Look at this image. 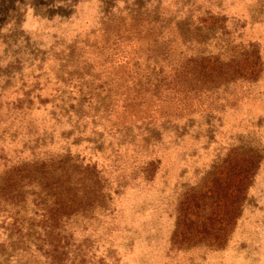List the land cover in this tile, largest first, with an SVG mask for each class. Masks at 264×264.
<instances>
[{
  "label": "rangeland",
  "instance_id": "obj_1",
  "mask_svg": "<svg viewBox=\"0 0 264 264\" xmlns=\"http://www.w3.org/2000/svg\"><path fill=\"white\" fill-rule=\"evenodd\" d=\"M173 2L162 0L160 13L183 21L163 33L167 37L171 31L170 39H176L179 31L172 28L183 27L187 57L200 52L227 58L257 51L259 75L227 82L181 107L175 101L143 99L140 108L123 116L118 100L107 123L80 118L87 110L78 107L80 87L83 95L91 93L90 113L112 107L115 102L105 93L123 89L115 83L122 70L102 69L106 63L94 44L101 41L98 0H0V86L5 90L0 133L7 131L5 142L0 140V174L7 161L46 155L71 154L95 166L102 199L75 234H81L78 240L89 239L96 255L119 254L122 264H264V0H189L181 15L180 3ZM188 5L194 15L187 14ZM75 42L74 52H83L81 63L73 61L85 79L80 83L78 75L69 77L71 70L63 73L61 68L60 51ZM160 45L145 34L136 51L141 62L153 60L150 48ZM121 55L117 51L116 62ZM36 88L49 96L45 101L56 95L52 106L60 107V120L52 119L49 103L36 109L34 101L24 117L13 109L15 92ZM233 154L253 155L258 166L228 242L220 250L171 249L179 197L208 187L212 174ZM10 222L0 213V264L29 263L28 257L17 261L10 256Z\"/></svg>",
  "mask_w": 264,
  "mask_h": 264
},
{
  "label": "trees",
  "instance_id": "obj_2",
  "mask_svg": "<svg viewBox=\"0 0 264 264\" xmlns=\"http://www.w3.org/2000/svg\"><path fill=\"white\" fill-rule=\"evenodd\" d=\"M188 1L180 3L181 0H174L173 5L180 3L178 15L182 14ZM98 2L101 9V41L94 44L100 46L97 53L106 63L102 69L117 66L122 70L123 76L115 83L118 81L120 86L122 83L123 89L105 93L110 102H115L112 107L107 106L102 113L97 109L90 113L89 109L94 104L90 102L91 93L88 91L83 95L84 91L80 87L77 92L86 101L80 96L78 107L79 110H87L82 112V117L78 116L80 118L110 123V115L117 110L114 107L118 106V100L122 101L120 109L123 116L131 112L130 108H140L143 99L175 101L176 107H181L182 102L190 104L208 97L206 93H212L227 82L255 79L259 75L262 65L257 51L227 58L200 52L187 57L184 47L188 42L180 34L183 27L175 25L172 28L174 32L179 31L176 39H170L171 31L166 32L167 37L164 36L165 28L167 30L174 22L183 20L179 16L170 18L169 15L161 14L162 0ZM189 8L187 14L193 12ZM6 15L2 14L1 17ZM203 15L209 18L215 16L208 12ZM145 34L161 45L150 48V52L153 49V60L145 57L141 62V57H138L140 53L136 51L139 49L138 42L143 40ZM88 40H84L85 48L89 47ZM122 43L126 45L122 47ZM76 44L63 48L69 54L60 51L63 60L59 57L56 59L64 61L61 66L65 69L63 73L71 70L69 77L78 75L80 83L85 79L81 77L82 74H77L73 61L81 63L83 52L81 49L77 54L74 52ZM6 48L7 45L4 51ZM117 51L122 54L119 62L114 59ZM86 68L89 69V66ZM98 76L99 79L95 75L97 81L100 80ZM4 92L3 86H0V99ZM42 92L37 88L15 92L13 99H10L15 105L13 109L20 115L24 114V117L35 106L34 101L37 102L36 109L50 104L52 119L60 120V107L52 106L56 95L45 101L49 96L44 97ZM117 123L114 122L115 126ZM5 132L0 133V140L4 142ZM8 136L11 137L10 133ZM257 166L258 159L255 156L233 154L212 174L208 187L182 194L176 206L175 227L170 237L171 249L182 253L201 247L222 249L240 217ZM96 172L95 166L83 163L78 156L71 154L7 161L0 174V213L7 214V219L11 221L10 226H7V243L11 247L10 252H13L10 256L17 261L22 257L30 258L31 262L25 264H122L119 254L107 257L105 254L96 255L89 246V239L78 240L81 234H75L79 225L89 222L92 213L99 207L98 201L102 199L98 182L100 178Z\"/></svg>",
  "mask_w": 264,
  "mask_h": 264
}]
</instances>
